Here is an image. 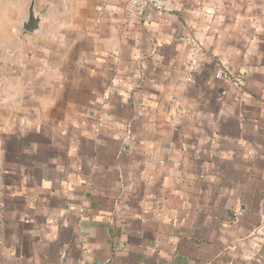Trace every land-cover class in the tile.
Wrapping results in <instances>:
<instances>
[{"label":"crops","instance_id":"crops-1","mask_svg":"<svg viewBox=\"0 0 264 264\" xmlns=\"http://www.w3.org/2000/svg\"><path fill=\"white\" fill-rule=\"evenodd\" d=\"M165 1L0 0V264H264V0Z\"/></svg>","mask_w":264,"mask_h":264},{"label":"built area","instance_id":"built-area-1","mask_svg":"<svg viewBox=\"0 0 264 264\" xmlns=\"http://www.w3.org/2000/svg\"><path fill=\"white\" fill-rule=\"evenodd\" d=\"M124 3L126 5L127 11L133 16L136 13H139L145 8L150 9L152 12H154L156 15L162 16L165 14V7H166V1L165 0H124ZM204 14L207 16H210L213 14L211 9H206L204 10ZM197 65V59L196 57L192 58L190 63H189V74L186 78L187 82H192L193 81V70L195 66ZM228 76V72L226 71H219L218 73L215 74L216 79H221ZM115 83L111 82V84L107 87V92L112 90L113 87H115ZM109 97L108 95H104L102 97V104H101V110L99 113L100 114L104 113L108 108H109ZM212 145L215 144L214 141L211 142ZM241 214L237 213L235 216L239 217Z\"/></svg>","mask_w":264,"mask_h":264},{"label":"water","instance_id":"water-1","mask_svg":"<svg viewBox=\"0 0 264 264\" xmlns=\"http://www.w3.org/2000/svg\"><path fill=\"white\" fill-rule=\"evenodd\" d=\"M40 18L34 14L33 4L31 3L28 9V15L25 21L22 22V30L32 34L40 30Z\"/></svg>","mask_w":264,"mask_h":264}]
</instances>
